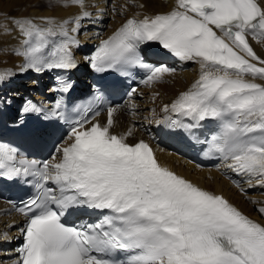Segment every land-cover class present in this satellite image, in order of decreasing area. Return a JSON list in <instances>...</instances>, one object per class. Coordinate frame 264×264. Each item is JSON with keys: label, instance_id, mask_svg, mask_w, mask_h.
I'll return each mask as SVG.
<instances>
[{"label": "snow or ice", "instance_id": "1", "mask_svg": "<svg viewBox=\"0 0 264 264\" xmlns=\"http://www.w3.org/2000/svg\"><path fill=\"white\" fill-rule=\"evenodd\" d=\"M70 4L84 7V0ZM139 16L101 42L91 67L119 72L140 66L148 70L142 83L160 82L175 70L144 64L138 49L147 42L198 64V79L163 111L169 119L175 114L172 123L189 132L200 122H219L205 155L230 161L238 174L264 185V57L249 42L251 37L264 44V3L175 0L170 11ZM80 19L57 24L43 17L40 22L13 18L23 37L22 49L16 50L25 61L21 70L75 68L72 46L79 41L71 33ZM57 35L63 39L50 48V38ZM10 75V70L0 72V82ZM70 87L64 84L62 91ZM23 111L42 109L29 101ZM116 111L108 108L106 123L97 119L99 112L75 121L64 144L55 149L59 159L54 156L40 166L0 144V175L38 178L36 195L18 209L29 219L21 229L24 243L16 264H264V224L223 195L161 164L148 142H128L131 130L114 133ZM78 206L107 214L96 223L69 225L63 217ZM258 211L264 215V207ZM116 253L127 255L115 259Z\"/></svg>", "mask_w": 264, "mask_h": 264}, {"label": "bare ground", "instance_id": "2", "mask_svg": "<svg viewBox=\"0 0 264 264\" xmlns=\"http://www.w3.org/2000/svg\"><path fill=\"white\" fill-rule=\"evenodd\" d=\"M264 3V0H261ZM143 5V7H140ZM175 0H84V7L70 4V0H0V25H6L12 29L10 34L0 27V72L10 70L12 75L0 82V95L9 101L20 100L25 92H35L38 90L37 81L22 72L24 58L16 55L17 49H22L23 37L20 36L13 18H33L40 22V18H50L62 23L64 20H71L81 17L80 26L74 35L79 41L78 46H72V52L76 59L81 62L80 71L87 69L82 54L93 44L111 34L129 17L140 14L155 15L159 12L169 11L174 7ZM90 13L88 18L83 17V12ZM69 28L76 27L75 24L68 25ZM60 41L63 39L57 35ZM251 45L261 57H264V44L258 43L249 37ZM175 71L166 74L162 81L144 87L133 101L134 112L127 108L121 109L113 129L120 134L132 131L129 138L139 139L140 137L152 140L157 135L160 120L165 113L163 106L171 103L179 93L191 87L199 77V65L189 61L174 68ZM262 82V81H258ZM43 87L48 88L50 82L43 78ZM144 126V131L141 127ZM166 148H170L166 146ZM157 154L161 161L167 162L168 166L175 168L187 178L200 183L202 187L215 193H223L233 202L237 203L241 209L252 218L264 224V215L259 213L258 208L264 207V185L258 178L242 175L243 185L252 190L253 193L243 194L238 188L220 174L229 165L228 161L224 166L215 169L200 170L194 167L193 163L186 164L178 160L175 155L167 153L164 148L156 146ZM228 169V172L234 173ZM6 204L0 202V247L14 244L21 236V218L14 214L4 212ZM4 264H15L14 250L8 248Z\"/></svg>", "mask_w": 264, "mask_h": 264}]
</instances>
